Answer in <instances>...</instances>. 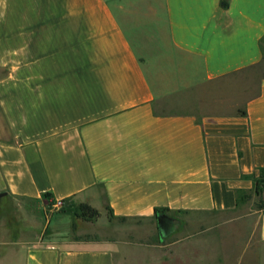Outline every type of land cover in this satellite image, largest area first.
<instances>
[{
  "label": "crops",
  "instance_id": "crops-1",
  "mask_svg": "<svg viewBox=\"0 0 264 264\" xmlns=\"http://www.w3.org/2000/svg\"><path fill=\"white\" fill-rule=\"evenodd\" d=\"M163 5L175 57L156 83L110 0H0V192L136 221L68 242L0 212V264H130L156 208L215 219L264 171V0ZM257 232L235 264H264V209Z\"/></svg>",
  "mask_w": 264,
  "mask_h": 264
},
{
  "label": "rangeland",
  "instance_id": "rangeland-1",
  "mask_svg": "<svg viewBox=\"0 0 264 264\" xmlns=\"http://www.w3.org/2000/svg\"><path fill=\"white\" fill-rule=\"evenodd\" d=\"M134 50L145 61L150 78L162 83L164 72L175 57L169 37L163 0H110ZM264 54V39L262 40ZM264 71V61L260 65ZM253 187L240 197L234 212L215 219L182 215L170 224L171 231L159 239L157 231L144 244L128 251L132 264H235L253 262L258 239V214L264 209V171L253 179ZM261 193H255V189ZM5 195V194H4ZM0 197V212L8 227L19 234L24 227L45 225L55 241H100L132 227L136 221L113 219L107 212L94 220L77 215L73 199L54 200L44 194L37 198ZM132 249V250H131ZM130 263V264H131Z\"/></svg>",
  "mask_w": 264,
  "mask_h": 264
},
{
  "label": "trees",
  "instance_id": "trees-1",
  "mask_svg": "<svg viewBox=\"0 0 264 264\" xmlns=\"http://www.w3.org/2000/svg\"><path fill=\"white\" fill-rule=\"evenodd\" d=\"M219 5L221 8H227L229 5V0H219ZM263 61H264V54H263L262 62ZM248 190L249 189H237L236 190L238 205H239L240 197L243 196V194H245V192H247ZM255 193L257 194L261 193V189L260 188L255 189ZM77 209H78L77 215L85 220H94L100 215V212L98 211V209H96L95 207H92L88 203H84V202L78 203ZM161 211L162 209L156 208L155 215L157 216L158 214H160ZM108 213H109V210H108Z\"/></svg>",
  "mask_w": 264,
  "mask_h": 264
},
{
  "label": "water",
  "instance_id": "water-1",
  "mask_svg": "<svg viewBox=\"0 0 264 264\" xmlns=\"http://www.w3.org/2000/svg\"><path fill=\"white\" fill-rule=\"evenodd\" d=\"M5 192H0V197L4 195ZM169 219L164 214H158L156 216L157 234L160 239L165 237L170 231Z\"/></svg>",
  "mask_w": 264,
  "mask_h": 264
},
{
  "label": "flooded vegetation",
  "instance_id": "flooded-vegetation-1",
  "mask_svg": "<svg viewBox=\"0 0 264 264\" xmlns=\"http://www.w3.org/2000/svg\"><path fill=\"white\" fill-rule=\"evenodd\" d=\"M169 225H170V223H169Z\"/></svg>",
  "mask_w": 264,
  "mask_h": 264
}]
</instances>
